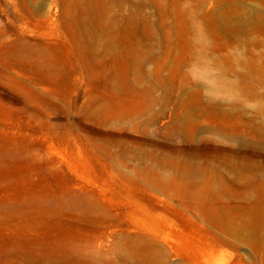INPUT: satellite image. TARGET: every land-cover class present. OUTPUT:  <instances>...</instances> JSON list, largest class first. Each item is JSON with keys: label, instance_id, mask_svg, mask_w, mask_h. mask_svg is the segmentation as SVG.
I'll return each mask as SVG.
<instances>
[{"label": "rangeland", "instance_id": "rangeland-1", "mask_svg": "<svg viewBox=\"0 0 264 264\" xmlns=\"http://www.w3.org/2000/svg\"><path fill=\"white\" fill-rule=\"evenodd\" d=\"M0 264H264V0H0Z\"/></svg>", "mask_w": 264, "mask_h": 264}]
</instances>
